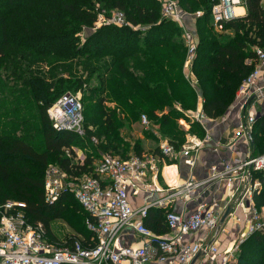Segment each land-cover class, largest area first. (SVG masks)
<instances>
[{"label": "trees", "instance_id": "16d2710c", "mask_svg": "<svg viewBox=\"0 0 264 264\" xmlns=\"http://www.w3.org/2000/svg\"><path fill=\"white\" fill-rule=\"evenodd\" d=\"M176 1L187 13L203 11L196 18L198 42L190 70L202 112L219 118L254 69V62H246L253 59L254 46L264 49L263 0H245L246 14L223 23V32L214 30L212 1ZM161 6L158 0H0V201H24L28 221L42 223L51 237L56 219L75 230L74 236L90 233L87 215L72 194L62 193L53 203L44 200L49 163L76 175L90 171L104 153L127 158L120 153L121 128L142 114L174 146L185 138L181 119L203 134L187 115L196 110L198 97L184 73L182 28L161 16ZM114 10L122 11L130 26L94 29L99 13L110 16ZM84 28L94 30L82 40ZM68 91L83 92L84 136L56 131L48 118V107ZM85 97L94 100L87 109ZM251 137L255 151L263 153L264 116L253 125ZM83 142L93 150L75 163L73 146L86 149ZM254 200L257 207L264 204V189ZM163 214L151 209L147 226L164 232ZM234 264H264V232L240 243Z\"/></svg>", "mask_w": 264, "mask_h": 264}, {"label": "built area", "instance_id": "2783aa9c", "mask_svg": "<svg viewBox=\"0 0 264 264\" xmlns=\"http://www.w3.org/2000/svg\"><path fill=\"white\" fill-rule=\"evenodd\" d=\"M210 1L211 20L217 29L244 16L235 9H244L245 0ZM161 5V16L182 28L187 56L184 73L197 89V79L186 70L196 53L197 41L195 34L185 28L184 19L187 14L200 17L203 11L187 13L176 0H162ZM110 24L130 26L124 13L114 10L110 16L99 13L94 29ZM253 51L249 62H254V69L236 92V99L243 106L253 96L250 89L264 66V49L254 46ZM255 93L254 99L264 96V89L257 87ZM80 95L65 92L48 107L47 115L56 131L84 136ZM187 115L201 126L203 134L199 137L187 131L179 146L164 140L158 151L125 159L104 153L90 171L76 175H68L51 163L45 167L44 200L53 203L62 193L72 194L87 215L85 225L90 233L87 237L70 235L63 242L54 243L42 223L28 221L24 201H0V264H190L198 253L217 260L218 264H234L240 243L254 232H264V204L257 207L254 200L264 189V152L234 161L224 158L220 165L211 164L203 177L196 178L191 172L198 154L212 137L202 110ZM140 121L144 126L150 124L145 114ZM255 121L254 116H247L237 126L235 137L242 134L247 139ZM91 140L97 142L94 137ZM179 161L188 168L184 180L179 176ZM172 166L174 179L169 181L164 169ZM161 174L165 185L159 183ZM220 182L227 188L222 200L214 195ZM207 191L210 198L205 195ZM136 199H140L138 204H134ZM228 208L230 211L221 222ZM151 209L163 210L164 232H155L147 226ZM222 224L224 231L243 225L239 238L224 249L214 233ZM199 231L204 233L203 237L190 240Z\"/></svg>", "mask_w": 264, "mask_h": 264}, {"label": "crops", "instance_id": "0c3cea01", "mask_svg": "<svg viewBox=\"0 0 264 264\" xmlns=\"http://www.w3.org/2000/svg\"><path fill=\"white\" fill-rule=\"evenodd\" d=\"M238 12L242 13L243 15L246 14L245 8ZM184 24L186 29L195 34L196 41L198 42V36L196 33V17H193L190 14L185 15ZM214 30H216L217 32L224 31L223 28L217 29L215 27ZM246 62L250 63L249 59H247ZM186 70L189 74H193L192 72H190L191 70L189 65ZM193 77L195 78L194 75ZM257 87H261L264 89V66H262L260 69V75L257 78L256 84H254L250 89L253 96H255L256 94L255 91ZM196 91L198 97L196 109L202 110V97L198 87ZM249 115L255 117V125L257 123V120L264 116V96L253 99L251 103L246 106V108H244V106L240 102L235 100V102H232V104L228 107V109L221 117L216 119L207 117V119L205 120V125L212 139L210 140V142L205 143L200 150L198 154L197 164L191 172L193 176H195L196 178L203 177L211 164L220 165L224 158L234 161L236 159H243L248 155L258 154V152L255 151L252 137L251 140L249 139V136L246 139V137L242 134L238 137H235V134L237 133V126L240 123H243L245 121V118ZM252 130L253 126L251 132L249 133L250 136ZM257 131H259L258 135H260L262 132L261 124L257 128ZM177 168L181 180H184L189 174L187 166H185L183 162L179 161L177 163ZM174 170V166L166 167L164 169V172L169 181L174 179ZM226 190L227 188L225 184L223 182H220L217 191L214 193L215 197L218 198V200H222L226 194ZM207 194L208 191L205 193V195L207 198H210V196ZM139 200L140 199L134 200V204H138ZM223 226L224 224L220 225V227H218L219 229L214 232L215 238L216 240L218 239L220 241L222 249L229 248L239 238L241 233L240 231L243 225L239 227H227L225 231L222 230ZM203 235L204 233L202 231H199L198 233L193 234L190 237V240H200ZM207 237V242H209L211 234ZM190 264H218V261L210 260L202 253H200L196 259L190 262Z\"/></svg>", "mask_w": 264, "mask_h": 264}, {"label": "rangeland", "instance_id": "374dc122", "mask_svg": "<svg viewBox=\"0 0 264 264\" xmlns=\"http://www.w3.org/2000/svg\"><path fill=\"white\" fill-rule=\"evenodd\" d=\"M158 1L162 4V0H158ZM262 5L264 6V0L262 1ZM93 30L94 29L84 28L83 32L81 33L82 40L85 38V36L89 35L91 33V31H93ZM80 94H81L80 96L82 98L83 92H81ZM85 99H86V97H85ZM85 99H83V104H84L85 109H87L88 107H90L93 104L94 100L92 98H87L86 100ZM235 100L237 101L236 95H235L233 102H235ZM147 118H148V116H147ZM148 120L150 122L149 118H148ZM179 123L181 124L180 127L183 129L182 131L184 134H186L187 131H189L190 133L195 132L196 133L195 135H197L199 137L202 136L200 129L198 131V129H196V127L191 128L190 124L188 122H185L184 120L181 119ZM119 137L123 143L121 146L120 153H124V155H126V156L137 154L140 151L142 153V152L153 150L154 148L159 146V144L162 141L165 140V136L161 133V131L158 129V127L155 124L150 122V124L148 126H144L141 123L140 119L136 122H132L131 124L125 123V125L121 128ZM38 142H39V140L37 141V143ZM83 145L86 147V149H82L81 151L79 149V145L73 146V151H75V154H76V157L73 158V162H75V163L82 162L86 158V155L91 150H93L92 146L89 145L88 143L83 142ZM67 151H68V153H67ZM65 152L67 155L71 156V154L69 153V149L68 150L65 149ZM94 157L99 158L96 156H94ZM97 160H99V159H96L95 161H97ZM51 164L57 165V163L55 161H52ZM162 177L163 176L161 174L160 179H159V183L164 185L165 183H164V180ZM50 228L52 231L51 232L52 237H51V235H48V234L47 235H48V238L50 239V241H52L54 243L63 242L68 236L76 235L75 230H73L62 219L53 220L51 222Z\"/></svg>", "mask_w": 264, "mask_h": 264}, {"label": "water", "instance_id": "95a60500", "mask_svg": "<svg viewBox=\"0 0 264 264\" xmlns=\"http://www.w3.org/2000/svg\"><path fill=\"white\" fill-rule=\"evenodd\" d=\"M254 99V96H251L247 102L245 103L244 105V108H246L247 105H249L251 103V101ZM249 139L251 140V136L249 135ZM230 211V208H228L224 214L222 215V218H221V222L224 220V218L226 217V215L228 214V212ZM200 253L197 254V256L195 257V259L199 256Z\"/></svg>", "mask_w": 264, "mask_h": 264}, {"label": "bare ground", "instance_id": "6f19581e", "mask_svg": "<svg viewBox=\"0 0 264 264\" xmlns=\"http://www.w3.org/2000/svg\"><path fill=\"white\" fill-rule=\"evenodd\" d=\"M235 10L238 12V11H240V10H242V9H241V8H236Z\"/></svg>", "mask_w": 264, "mask_h": 264}]
</instances>
